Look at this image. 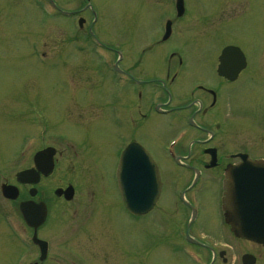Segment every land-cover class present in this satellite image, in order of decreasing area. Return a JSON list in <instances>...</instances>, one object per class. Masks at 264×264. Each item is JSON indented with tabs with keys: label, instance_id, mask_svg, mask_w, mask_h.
<instances>
[{
	"label": "rangeland",
	"instance_id": "1",
	"mask_svg": "<svg viewBox=\"0 0 264 264\" xmlns=\"http://www.w3.org/2000/svg\"><path fill=\"white\" fill-rule=\"evenodd\" d=\"M58 1L62 9L83 16L87 20L85 28L75 30L72 17H47L30 0H0V172L7 173L12 180L28 166L25 161L41 144L56 148L57 168L42 185L51 216L50 222L47 219L44 224L45 229L58 231L54 232L56 241L70 228L76 231V240L80 231L86 232L85 238L77 241L82 242V247L94 246L98 250L84 253L83 248L75 247L81 248V255L75 254V264H187L188 260L175 250V244L168 245L171 250L154 249L151 257V238L159 229L157 223L161 232L174 225L176 175L180 178L186 175L178 173V165L165 164L169 159L160 152L177 130L167 124V119L151 128V111L148 115L145 110L147 117L139 116L138 120L136 116L130 131L111 127L106 102L115 103L120 97L112 82L113 73L106 71L92 52L89 33L93 26V32L106 47L126 56L125 69L134 70L137 78L147 82L145 88L139 89L142 92L139 110L150 108L151 87L164 88L165 82L174 88L173 102L201 99V91L192 86L213 85L217 50L229 43L239 44L252 59L234 87L235 97L243 96L250 87L264 99V0H186V14L181 19L175 13L176 0ZM167 19L174 21L175 32L168 43L161 44L159 38ZM158 42L160 45H156ZM42 52L45 55L40 58L37 53ZM169 52L176 53L169 58ZM256 68L262 70L258 72ZM176 71L179 73L172 83ZM246 80V84L253 85L244 84ZM234 102L244 109L239 105L242 102ZM35 107L40 110L37 113L42 120L37 117ZM237 113L240 115L226 113L220 136L230 131V127L240 129L241 134L235 139H227L225 135L223 147L233 141L244 143L246 138L247 144L254 145L262 138L264 151L261 127L242 117L241 109ZM203 119L200 117V121L207 123L205 127L214 130L209 118ZM164 123L167 125L160 126ZM41 125L48 128L43 141L36 143L28 157L16 155L23 140L28 135L37 136ZM133 136L163 170L164 190L158 208L144 217H132L126 212L112 179L119 149ZM207 138L206 133L193 132L182 146L183 155L192 148L189 160L201 161L203 156L198 153H202V145L193 140ZM3 177L0 175V180ZM192 177V173H187V182ZM69 184L75 188L71 202L54 200L53 194L46 193ZM206 197L205 192L197 194L198 200ZM3 208L6 209L0 196V215ZM13 210L18 212L15 204ZM12 215L8 218L13 229L22 231V220ZM10 232L5 231L3 238L0 228V264H22L24 256L20 253L25 250L24 242L20 239L18 242Z\"/></svg>",
	"mask_w": 264,
	"mask_h": 264
},
{
	"label": "flooded vegetation",
	"instance_id": "2",
	"mask_svg": "<svg viewBox=\"0 0 264 264\" xmlns=\"http://www.w3.org/2000/svg\"><path fill=\"white\" fill-rule=\"evenodd\" d=\"M242 74L243 73L239 75L237 81L235 82L230 83L224 80H218L213 82L212 87H204L199 85L198 89L202 93V98L192 99V101H190L189 103L173 102L174 95L172 92L174 88L169 87V85L165 81L164 82L166 84V87L164 88L161 85L155 86L156 88L151 87V105L149 108V110H151V128L154 127L157 123L160 124L162 119H167V124H169V126L173 127L175 130L186 123V118L188 116L196 122L194 130L197 131V133L208 134L211 131L210 128L205 127V125H207L206 122L200 121V117L204 118L203 121H205L206 118H209L208 121L211 122V127L212 129H214L211 132V136H209L207 139L193 140V143H200L201 145L205 143L202 148V153H198L199 155L201 154V156H203V159L201 161L189 160L193 156V149H191L189 151L191 153H188V155L185 157H183L181 154L182 152H184L183 147H179V149L177 150L178 156L185 159V161H183L181 165L179 164L182 168L187 170L201 169V173L203 174V177L199 178L201 179V182L198 181L196 185L191 184L185 187L186 192L196 191L197 194H200V192H205V194L207 195L205 200H199L195 203L198 205V211L195 219L189 218V212L191 213V209L188 207H185L181 210H174V219L172 220L174 221V225L167 231L165 228L164 241L167 250H171V248L168 246L169 244H175V250H178L179 254L184 257L185 260H188V258L185 255L184 251L189 247V250L194 252L200 258L201 262H204L206 264H264V244L238 238L231 231V227L226 221L225 212L221 204L223 185L225 180V170L238 166L242 162L239 155L245 154L253 160H262L264 162L262 138L258 141L253 142L254 145L252 143L247 144L246 138V141L244 143H236V141L232 140L233 142H230L231 144H229L227 147H223V144L225 143L223 137L225 135H227V139H233L236 135L241 134V132L240 129L237 131L236 127H233L234 129L230 127V131L220 136V130L223 129L222 126L224 124V117L226 116V113H229L228 115L239 116L240 114L237 113V111L240 109L242 112H244L242 117H247L248 119H250L251 121H247L252 125H255V123L259 125L261 127L260 133L264 135V106L259 105L256 102L258 101L259 103H262L261 93L258 90L253 91L250 87H248L243 92V96L235 97L234 87H237ZM176 79L177 74L172 77V83ZM246 83L247 80L244 82V84ZM131 85H133V83H131ZM246 85L252 86L253 84L248 83ZM123 88L124 87H121V89ZM176 91L179 93L178 89H176ZM188 93L190 95L191 93L193 94V92ZM139 98L140 93L137 87L127 88L126 90L121 91L119 99V101L124 100L125 103H121L120 107H118L116 104L114 108L106 103L107 112L115 109L117 113V115L115 116H118L120 119H122V111L124 110L125 105L127 109V117L129 119H132L136 116L139 117L140 111L139 107H137ZM234 100L242 102L243 104L240 103L239 105L244 107V109L239 107L234 102ZM118 117L117 123H119ZM245 120L244 123L246 124ZM240 122L243 123V121ZM167 124L164 123L160 126H165ZM40 141H43L42 136L40 138ZM47 147L54 148L53 145H45L44 143L40 145V149H38V151L43 150ZM207 148L215 149L214 161H211L210 154H207L205 152ZM198 152H201V150H199ZM161 155L165 159H168L167 153L164 150L162 151ZM25 163H27L28 166L24 169H30L33 166V158L31 161L29 158H27ZM169 163L170 161L166 162L165 160V164ZM48 178L41 177L40 182L36 186L37 192L35 200L37 202H44L49 209V201L43 197V183H45L44 181L48 180ZM112 179L114 183L113 175ZM30 188L31 187L26 184L20 185V194L23 200L29 198ZM46 193L49 195L51 191L46 190ZM58 200H62V198H59ZM191 204L193 203L188 200V205L191 206ZM48 215L47 219L49 220L51 219V216ZM47 219L45 223L47 222ZM44 224L37 229V235L39 238L48 242L47 257L44 259V261H40L39 249L29 244H24L23 247L25 248V250L23 251L26 252L25 255L28 256L27 258L32 255L34 258L31 261L37 262V264H75L74 259L76 252L72 246L75 247L76 244L78 245V247H82V242L76 243V231L74 230V228H70V231H68L62 239H57L56 241L55 233H58V231L52 232L50 230H46ZM72 230L74 232L71 234ZM30 233L31 235H33V229L24 226V235L28 237ZM85 234L86 232L81 233L80 231V234L77 235V240H81L82 237L85 238ZM187 234L195 241V244H193L192 246L187 245L186 243ZM88 252L96 253L97 250L90 249ZM113 253L114 252H110V254ZM247 255H250L251 257L245 259L244 257ZM187 264L194 263L188 260Z\"/></svg>",
	"mask_w": 264,
	"mask_h": 264
},
{
	"label": "water",
	"instance_id": "3",
	"mask_svg": "<svg viewBox=\"0 0 264 264\" xmlns=\"http://www.w3.org/2000/svg\"><path fill=\"white\" fill-rule=\"evenodd\" d=\"M228 50L232 52L235 51L231 48ZM238 69H235L232 75H235ZM130 149H134V151L130 152ZM126 161H134V165L126 167ZM158 179L157 168L143 148L137 145L130 146L126 150L121 163L119 184L127 208L131 212L135 214H145L151 209L157 199L160 189ZM239 234L248 239L258 241H260V237L263 235L260 232L254 231H243Z\"/></svg>",
	"mask_w": 264,
	"mask_h": 264
},
{
	"label": "snow or ice",
	"instance_id": "4",
	"mask_svg": "<svg viewBox=\"0 0 264 264\" xmlns=\"http://www.w3.org/2000/svg\"><path fill=\"white\" fill-rule=\"evenodd\" d=\"M130 152L134 151V149H130ZM134 165V161H126V167H131Z\"/></svg>",
	"mask_w": 264,
	"mask_h": 264
}]
</instances>
